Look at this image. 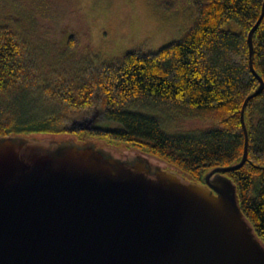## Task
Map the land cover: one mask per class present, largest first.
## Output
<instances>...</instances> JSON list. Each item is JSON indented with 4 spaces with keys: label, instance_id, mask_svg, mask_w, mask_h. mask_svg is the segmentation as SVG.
Returning <instances> with one entry per match:
<instances>
[{
    "label": "trees",
    "instance_id": "trees-1",
    "mask_svg": "<svg viewBox=\"0 0 264 264\" xmlns=\"http://www.w3.org/2000/svg\"><path fill=\"white\" fill-rule=\"evenodd\" d=\"M34 1L54 13L68 7L76 17L82 14L77 0ZM58 1L67 7L61 10ZM263 1L187 0L193 14L179 39L156 51L135 48L101 65L88 64L80 73L46 72L29 41L12 24H0V136L65 133L124 143L131 148L126 152L156 158L159 166L203 182L212 168L238 163L243 156L241 109L259 86L249 65L248 34ZM253 45L254 67L264 79V18ZM88 110L97 121L119 126L91 131L68 126ZM161 113L207 125L168 133ZM244 118L247 161L227 175L264 241V89L248 102Z\"/></svg>",
    "mask_w": 264,
    "mask_h": 264
},
{
    "label": "water",
    "instance_id": "water-1",
    "mask_svg": "<svg viewBox=\"0 0 264 264\" xmlns=\"http://www.w3.org/2000/svg\"><path fill=\"white\" fill-rule=\"evenodd\" d=\"M263 18L264 1L248 34L259 86L241 109L242 159L212 168L203 182L93 138L0 136V264H264V241L227 175L247 161L244 113L264 89L253 45ZM93 121L72 125L91 131Z\"/></svg>",
    "mask_w": 264,
    "mask_h": 264
},
{
    "label": "rangeland",
    "instance_id": "rangeland-1",
    "mask_svg": "<svg viewBox=\"0 0 264 264\" xmlns=\"http://www.w3.org/2000/svg\"><path fill=\"white\" fill-rule=\"evenodd\" d=\"M77 1L82 13L79 18L62 1H58L56 6L61 10L67 7L63 14L54 13L49 7L39 8L34 0H0V24H12L29 41L46 72L56 68L80 73L88 64L101 65L135 48L158 50L184 34L193 14L187 0ZM85 26L87 34L84 33ZM93 115L94 111L88 110L74 120H85ZM160 116L165 131L172 134L207 125L201 119H183L162 113ZM72 122L68 126L79 128L78 124L72 125ZM97 122L96 127L102 129L119 126L115 122ZM68 136L71 137L65 133L34 135L41 140L56 142ZM93 140L117 154L131 149L124 143L106 142L95 137Z\"/></svg>",
    "mask_w": 264,
    "mask_h": 264
},
{
    "label": "flooded vegetation",
    "instance_id": "flooded-vegetation-1",
    "mask_svg": "<svg viewBox=\"0 0 264 264\" xmlns=\"http://www.w3.org/2000/svg\"><path fill=\"white\" fill-rule=\"evenodd\" d=\"M92 117L94 118L93 125L96 126V124H97L98 122H97V120L95 119V116H94V115H93ZM90 118H91V117H90ZM87 119H89V118H87ZM87 119H85V120H87Z\"/></svg>",
    "mask_w": 264,
    "mask_h": 264
}]
</instances>
